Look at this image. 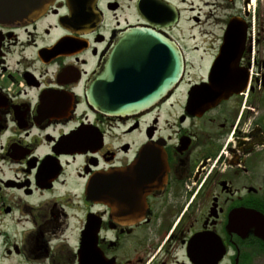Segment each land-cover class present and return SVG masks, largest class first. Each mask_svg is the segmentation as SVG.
Here are the masks:
<instances>
[{"label":"flooded vegetation","instance_id":"1","mask_svg":"<svg viewBox=\"0 0 264 264\" xmlns=\"http://www.w3.org/2000/svg\"><path fill=\"white\" fill-rule=\"evenodd\" d=\"M132 26L183 72L117 117L85 94ZM0 264H264L261 0H0Z\"/></svg>","mask_w":264,"mask_h":264},{"label":"water","instance_id":"2","mask_svg":"<svg viewBox=\"0 0 264 264\" xmlns=\"http://www.w3.org/2000/svg\"><path fill=\"white\" fill-rule=\"evenodd\" d=\"M127 66L133 70L126 71ZM118 69L124 71L116 73ZM182 72L183 55L175 42L150 29L132 26L115 37L101 68L86 88V101L106 114L130 115L165 98ZM111 80H135L139 85L134 92L127 89L122 95L119 91L110 92L120 90L119 85L111 88ZM147 88L153 90L151 95L143 94Z\"/></svg>","mask_w":264,"mask_h":264},{"label":"rangeland","instance_id":"3","mask_svg":"<svg viewBox=\"0 0 264 264\" xmlns=\"http://www.w3.org/2000/svg\"><path fill=\"white\" fill-rule=\"evenodd\" d=\"M258 1H259V0H255V4H256V5H257ZM261 3H262L263 6H264V0H261Z\"/></svg>","mask_w":264,"mask_h":264}]
</instances>
